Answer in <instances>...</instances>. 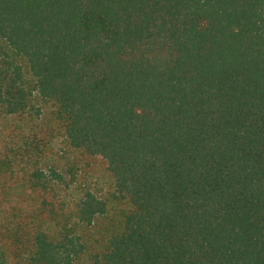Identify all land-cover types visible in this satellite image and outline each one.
Masks as SVG:
<instances>
[{
  "label": "trees",
  "instance_id": "1",
  "mask_svg": "<svg viewBox=\"0 0 264 264\" xmlns=\"http://www.w3.org/2000/svg\"><path fill=\"white\" fill-rule=\"evenodd\" d=\"M0 264H264V0H0Z\"/></svg>",
  "mask_w": 264,
  "mask_h": 264
}]
</instances>
